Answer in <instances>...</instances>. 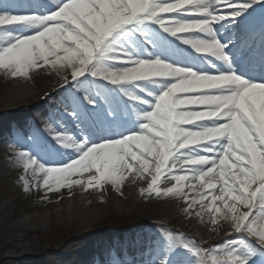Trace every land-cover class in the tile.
I'll return each mask as SVG.
<instances>
[{
	"label": "snow or ice",
	"instance_id": "6c2138e0",
	"mask_svg": "<svg viewBox=\"0 0 264 264\" xmlns=\"http://www.w3.org/2000/svg\"><path fill=\"white\" fill-rule=\"evenodd\" d=\"M257 6L264 10V0H60L44 14L0 6V70L13 78L44 68L70 70L72 82L96 78L113 86L109 93L142 106L133 108L131 131L118 136L54 135L74 153L62 166H45L35 153L18 152L23 190H39L46 198L73 186L116 188L133 171L144 176L154 168L150 196L183 197L185 213L199 204L214 225L230 220L238 235L224 241V259L213 264H256L264 253V78L237 72V40L218 36L225 28L244 27ZM167 37L199 54L204 67L160 55H176ZM83 103L90 110L97 106L90 96ZM67 115L83 128L79 105ZM164 176L175 183L161 192ZM197 185L189 201L187 192ZM181 249L206 264L194 241L170 236L156 242L150 264H189L176 258Z\"/></svg>",
	"mask_w": 264,
	"mask_h": 264
},
{
	"label": "rangeland",
	"instance_id": "374dc122",
	"mask_svg": "<svg viewBox=\"0 0 264 264\" xmlns=\"http://www.w3.org/2000/svg\"><path fill=\"white\" fill-rule=\"evenodd\" d=\"M8 0H0V2H7ZM25 0L17 1V5L23 4ZM64 72V73H63ZM70 76V70H52L49 68L39 69L37 71L30 72L27 77H15L13 78L4 70H0V90L2 95L0 96V108H15L25 103H31L36 101L43 92L51 91L56 84L61 82L64 78ZM22 86L26 92L31 96L27 100H18L12 106L5 105L9 91L15 86ZM13 101V100H10ZM52 103H56V100H51L47 106ZM44 108V107H40ZM39 109V108H38ZM63 115V122L58 120L60 127H71L70 133L66 135L74 136L79 133L80 127L77 124H72L74 119L68 117V110L59 109ZM23 120V119H21ZM31 128V132L27 133L24 127H18L19 135L13 134L12 136L6 134V144L3 145L0 153V166H14L18 159L17 153L20 151H29L30 154L35 153L39 156H51L59 145L53 138L54 135H63L54 130L52 124L48 120H40ZM16 124V123H15ZM72 125V126H71ZM2 128L9 130L8 122L0 121V130ZM29 128V127H28ZM37 128V131H34ZM11 129V128H10ZM13 129V128H12ZM15 132V130H14ZM2 134V131H0ZM65 135V134H64ZM36 143V144H35ZM19 144L18 147L15 145ZM154 169V168H153ZM155 170V169H154ZM132 174H135L133 171ZM145 178L144 187H149L152 180V174L143 176ZM161 187L159 186V190ZM93 195L103 197V193L98 192L97 188L92 189ZM76 196H87L86 192L75 193ZM28 192L23 190V183L18 176L17 170H6L0 172V205L7 204V208H18V215L24 218L28 213L24 212L27 206H34V203H26ZM72 195L66 194L63 198L53 199L49 206H43L41 209H35L32 211V215L36 217V221L27 228L31 229V233L26 232H10L11 226L16 225L19 218L12 216V220L5 226H2L0 221V240L3 236H14L25 246V251L28 253L27 259L22 261L16 254H12L10 259L3 258V253H0V264H85L84 259L79 254L81 250L90 252L94 247L102 246L104 253L98 258L96 264H140L146 258H143L142 252H138L137 257L130 255L128 260L118 255L116 251H112L113 259L110 257L109 262L104 260L107 257L108 249L107 242L113 240L116 243L121 244H135L138 237H148V243L155 245L162 237L170 236L177 241H194L196 246L204 254L203 258L206 262L213 263V259L217 258L223 260L224 256L223 245L224 241L219 242L220 236L215 237L208 244L198 245L195 240L189 239L186 233L175 232L174 226L178 217L167 220L165 217H145L139 216L132 210L133 208H127V213L124 215L115 214L111 217L105 214V217H98L94 221L92 216L89 218L90 222H94L92 228L86 229L81 236V239L77 236L78 232L74 228H67L62 224L61 219L55 216L54 210H60L63 204L69 208L72 202ZM150 197V196H149ZM153 199H158V202H162L161 196L152 195ZM247 209L241 208L240 211L244 212ZM130 212V213H129ZM51 214V216H50ZM11 215H13L11 213ZM41 216V219L38 217ZM146 229H153L152 232L146 231ZM140 231V232H139ZM158 232V233H157ZM137 233H139L137 235ZM153 233V234H151ZM238 235V234H237ZM236 235V236H237ZM113 236H115L113 238ZM152 236V237H151ZM154 236V237H153ZM235 237L230 236L231 240ZM111 238V239H110ZM113 238V239H112ZM218 240V241H217ZM113 242V243H114ZM250 243L258 248L255 240H250ZM0 248L2 244L0 242ZM185 251V254L190 255L191 259L195 260L198 264H201V258L196 257L188 253L186 250H179L181 254ZM137 252V251H135ZM258 257L264 258V253L258 255Z\"/></svg>",
	"mask_w": 264,
	"mask_h": 264
},
{
	"label": "bare ground",
	"instance_id": "6f19581e",
	"mask_svg": "<svg viewBox=\"0 0 264 264\" xmlns=\"http://www.w3.org/2000/svg\"><path fill=\"white\" fill-rule=\"evenodd\" d=\"M45 10L48 9V5L53 8H55L56 4L59 3V0H42L40 2ZM3 8L7 9L8 11L12 13H21L24 14V12H27L25 10H30L32 12V9L30 7H13L11 4H3ZM33 11H37V9H33ZM41 11V10H40ZM44 12V11H41ZM148 55H151L150 53ZM64 73V72H63ZM93 85L95 87H98V89H102V83L104 81H99L98 79L93 78L92 79ZM105 83V82H104ZM2 95L0 90V96ZM119 98V95H116ZM31 96L26 92L25 88L22 86H15L13 87L7 97V102L4 103L5 105L12 106L16 101L18 100H27ZM13 100V101H10ZM61 105L67 106V100L64 97L60 98ZM35 100L30 103V115L34 114L36 117L43 119L46 118L49 120L50 123L54 124V129L58 133H63V135L67 134L68 130L65 128H60L56 123L57 119L61 118L59 115V110L55 105H52L50 108H45L43 110L37 111L38 106L35 104ZM28 103L22 104L26 105ZM111 104L108 102V105ZM126 104L134 107V108H141L142 106H138L134 104V102L129 101L126 98ZM1 106V103H0ZM113 106V104L110 106V108ZM15 108H0L1 111H9L11 112L8 116L2 117L0 115V120L5 119H11L15 118L17 119L18 116L12 115ZM132 120L134 118L130 119L129 126H126L124 129H114L113 132L109 130H96L95 135L103 133L105 136L110 135H119L121 132H130L131 131V125ZM136 121V120H135ZM185 127H191V126H185ZM6 136L3 132L0 134V153L2 151L3 145L6 144L5 140ZM94 139H100V136H93ZM16 147L19 146V144L15 145ZM74 153L70 149H64L60 145L58 146V150L55 152V154L51 157H40L38 162H43L45 166L51 165L50 163L53 162V160H61L62 164L64 162H70L69 157L73 156ZM61 166V165H59ZM180 165H176V169L179 170ZM6 170H17L18 176L20 177L22 173V169L20 167V161L16 160V164L14 166H0V172L6 171ZM135 172V171H134ZM155 170L152 169L149 173L145 174L144 176H147L152 174L154 175ZM91 175V174H87ZM25 178L29 180V183H31V180L33 177L28 176L25 173ZM73 180L77 179V177H72ZM144 181L145 178L143 176H137L136 172L135 174H128L127 178L123 180V182L118 185L116 188H113L111 185H105L103 189H98V192L103 193V197L96 196L92 194V189L96 187L89 188L88 191H84V188L73 186L72 188L68 189H62L58 193H48L47 197L45 198L44 194L39 190L29 191L28 196L26 198V203L32 204L34 203V206H27L24 210V212L28 213V215L24 218H21V215H18V208L15 207L13 209H8L7 204H1L0 205V221L2 222V226L7 225L11 220L12 216H15V218H19L16 225H12L10 232H26L27 234L31 233V229L27 228L30 226V224L34 223L36 221V217L32 215V211L35 209H41L43 206H49L50 202L53 199H60L63 198L64 195L70 194L72 195V202L69 205L70 207L67 208L65 204L62 202V207L60 210H54V215L61 219L62 224H64L67 228H74L77 230L78 234L77 236L81 239V236L88 228H92L94 226V222H90L89 218L92 216L93 220L95 221L98 217H105L107 215L114 217L115 214L118 215H124L127 213V208H133L134 212L138 214L139 216H151V217H165L167 220H172L176 217H178L177 222L175 223L174 229L175 232H185L186 236L189 239L195 240L198 245H204L208 244L217 236H220L223 240L230 237L229 233H232L231 236H236L237 234L234 233L233 227L230 223V220H220L217 224H212L211 222V214L207 211H201V206L199 204L194 205L192 210L189 213H185L184 209L188 207L187 204L184 203L183 197L177 198L175 196H161L162 202H158V199H153L152 196H150L147 193L148 186L144 187ZM23 183V182H22ZM175 181L169 179L168 176H164L161 179L160 184V191L164 192L167 191V189L172 188ZM193 183H195L193 181ZM199 186L197 185L195 188L192 189L191 192H187V189L185 191L187 192L188 199L191 201L198 190ZM78 192H86L87 196H76L75 193ZM150 196V197H149ZM205 206L207 205V201H204ZM248 210V209H247ZM200 211V215H197L196 213ZM245 213L247 211H244ZM11 213L13 215H11ZM130 213V212H129ZM51 216V214H50ZM41 219V216H38ZM220 240V239H218ZM217 240V241H218ZM2 244V248H0V253L2 252L3 258L10 259L12 257V254H16L17 257L21 258L22 261L27 259L28 253L25 251V246L20 243L17 238L14 236H3V239L0 240ZM137 246L129 245V244H120V246L116 247V249L119 251L120 254H125V252H131L135 251ZM149 254L145 262L140 264H150V261L155 258V246H151L149 248ZM92 255L90 252L81 250L80 255L84 259L85 264H93V261L98 257H101V255L104 253V249L102 246H97ZM178 259L186 260L189 262V264H198L195 260L191 259V257L187 256L186 254H179L177 255ZM256 263L264 264L263 259H261L259 262L256 261ZM206 264H213L211 262H206Z\"/></svg>",
	"mask_w": 264,
	"mask_h": 264
}]
</instances>
